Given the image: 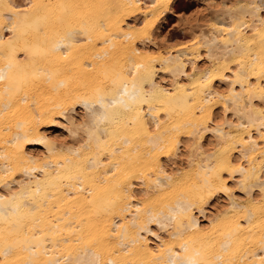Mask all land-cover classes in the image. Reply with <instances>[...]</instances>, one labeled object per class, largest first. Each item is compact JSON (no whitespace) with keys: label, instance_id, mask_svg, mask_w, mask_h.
<instances>
[{"label":"bare ground","instance_id":"obj_1","mask_svg":"<svg viewBox=\"0 0 264 264\" xmlns=\"http://www.w3.org/2000/svg\"><path fill=\"white\" fill-rule=\"evenodd\" d=\"M175 3L0 0V264H264V0Z\"/></svg>","mask_w":264,"mask_h":264},{"label":"rangeland","instance_id":"obj_2","mask_svg":"<svg viewBox=\"0 0 264 264\" xmlns=\"http://www.w3.org/2000/svg\"><path fill=\"white\" fill-rule=\"evenodd\" d=\"M219 1L220 0H176L174 11L167 17L166 22L159 31L161 38L166 41L165 47L168 50L174 51L195 44L196 41H198V38L195 36L199 34V29L203 32L207 30L210 18L218 6L217 3ZM222 95L226 96L225 93H222ZM77 111L78 110L74 112L76 117L79 116V112ZM75 113H77L78 116ZM218 115L221 116V109H219ZM60 134V132L57 133V135ZM61 139H63V141L65 140L66 144L74 143L67 136ZM208 141L209 138L206 137L203 143L206 144L204 147L210 150L212 146H210ZM39 151L40 149L37 148L36 153L40 155ZM178 169L179 172L174 176L176 179L189 175L193 171V167L188 165L178 166ZM170 192L171 190L167 189L163 192L155 193L150 197H146L144 201L145 203L149 202V204L158 203L160 200L166 198V195H169ZM259 203H261V201H259Z\"/></svg>","mask_w":264,"mask_h":264}]
</instances>
